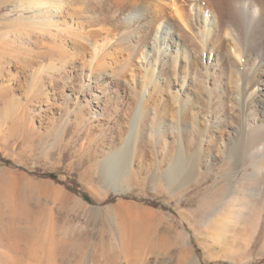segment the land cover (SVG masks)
<instances>
[{"label":"rangeland","instance_id":"rangeland-1","mask_svg":"<svg viewBox=\"0 0 264 264\" xmlns=\"http://www.w3.org/2000/svg\"><path fill=\"white\" fill-rule=\"evenodd\" d=\"M156 1L161 17L133 4L143 19L117 27L112 0H0V83L19 100L0 109V211L40 224L0 228V264H264L248 177L264 152L231 155L261 144L259 51L235 35L218 49L183 0ZM178 157L203 178L179 191Z\"/></svg>","mask_w":264,"mask_h":264},{"label":"bare ground","instance_id":"bare-ground-1","mask_svg":"<svg viewBox=\"0 0 264 264\" xmlns=\"http://www.w3.org/2000/svg\"><path fill=\"white\" fill-rule=\"evenodd\" d=\"M112 1H113L114 6H116L115 10H112V14L113 15L115 14L118 17L117 21L115 22L117 27L118 26H121V27L130 26V25H133L136 22L140 21L141 17H142L141 19H143V16H144L143 11L145 9L146 10L151 9L150 8L151 3H152V7H153L152 9L154 10V11L152 10L153 12H151L153 14V18L157 19V18L162 16V12H163L162 10L163 9H162V6L160 5L161 3H159L156 0L155 1L152 0L153 2H149L148 0H112ZM201 1L200 0H183L182 1L183 3H186L187 7L189 8L190 21H189V19H187L186 21L192 23V21H191V19H192L194 21L195 25L203 24L205 27H203L201 25V28L199 31L200 35L207 37L206 42H208L212 45H216L218 49H222L224 47L229 48L230 45H232L231 44L232 38H230L231 35L237 36L241 41H243V43H245L246 41L248 42V40L251 39V42H250L251 46H254V48L256 47V50L259 51V52H257L256 55H254L255 56L254 57L255 64L258 65L259 67L260 66L263 67V72H264V0H226V2L223 5H219L218 3H216V0H205V1H203V2H206L205 7H202L200 5ZM133 4H135V6H138L137 9H141V10L144 9V10L139 14L136 11V9L135 10L132 9V6H134ZM170 4H174V3H170ZM176 4L177 3L175 2V6H172V5L171 6L176 7ZM179 4H177V5H179ZM114 6H113V8H114ZM177 7L174 10L175 14L178 13V11L182 10L181 4L178 8ZM54 12L55 13H61L62 10H61V8L55 7V8H53V13ZM239 14H242L244 17L241 18L239 16ZM113 15L110 14L109 18L110 19H112V18L116 19L115 17H113ZM180 17H181V15H180ZM187 17H188V15H187ZM179 20H180V18H179ZM181 20H182V17H181ZM242 20H244V23L247 26L246 32L243 31V28L241 26ZM183 23H184V21H183ZM121 27H119V28H121ZM144 32H145V30H144ZM158 33H159V31H157V34ZM132 35H134V34H132ZM155 38H157V36ZM181 39H182L181 36L180 37L177 36L176 42L174 43L172 41V44H175V45H178L179 47H181L183 54H185V52L183 50L185 45ZM151 44L153 45L152 42H151ZM233 45H234V43H233ZM245 45L246 44H244V46ZM196 46H198V45H196ZM245 49H246V46H245ZM233 58H235V57H233ZM207 61L210 62V58H207ZM53 82H54V80L51 78L49 85ZM4 85L2 83H0V109H2V107L6 108L7 105H9V106L15 105L19 101L18 98L14 97V95L12 93V89H9V87L6 86L7 84L5 86ZM43 89H44V84L41 82H38L37 86H36V90L38 92H42ZM95 89L97 90V88H95ZM34 98H36V97H34ZM34 101H35V99H34ZM1 105H3V106L1 107ZM256 132H257V135L255 137V141L258 143H261V144L257 145L255 148H253L250 151L249 155H247L245 157H244V155H243V157L240 156L239 146H238V148L235 147V149L234 148L232 149L231 155H232V158L234 159V162L236 164L239 163V165H241V164H243V162L245 160H252L257 155L258 152H261V151H262V153L264 152V128L259 126L257 128ZM252 142H253V140H252ZM122 151L124 153L127 150L123 149ZM241 153H243V152H241ZM243 154H245V153H243ZM118 155L119 156H117L116 159H118L119 157H121V158L123 157L121 153H118ZM195 161L190 160L189 163L187 162V165H186V164H183L182 159L180 157H178L177 160L175 161V163L171 166V169L167 172V177H166L167 184L169 186L170 185L173 186L174 188L176 187L175 189H177V191H179V189L182 188L184 185L189 186V185H192V183L200 182V180H202L203 178L202 179H195L194 178V167H195L194 162ZM255 163L253 164V172L252 173L247 172L249 174L248 177H250V184L252 186H255L257 188L262 189V188H264V164H262L263 165L262 168L259 169ZM236 164H235V166H236ZM27 209H26V207L25 208L24 207H15L12 211H9L10 214H7V215H5L4 212L1 210L0 211V228H11L12 227L13 229H15V228H18L19 226H21V222H24V223L26 222V223H28V225L30 224V227H29L30 230L34 229V230H36V232H38L40 229L39 228L40 224L37 221L34 214H32V212H30L29 209L28 210ZM29 228L27 229V231L29 230ZM180 235L181 236L183 235L182 236L183 238L185 237V235L182 233H180Z\"/></svg>","mask_w":264,"mask_h":264},{"label":"trees","instance_id":"trees-1","mask_svg":"<svg viewBox=\"0 0 264 264\" xmlns=\"http://www.w3.org/2000/svg\"><path fill=\"white\" fill-rule=\"evenodd\" d=\"M82 196H83V198H84L85 200L89 201V198H88V196H87L86 194H82Z\"/></svg>","mask_w":264,"mask_h":264}]
</instances>
